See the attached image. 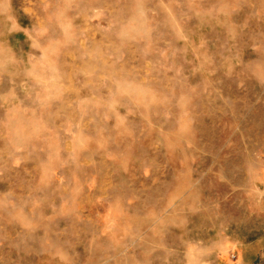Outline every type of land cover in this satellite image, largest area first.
Wrapping results in <instances>:
<instances>
[{"label": "rangeland", "instance_id": "374dc122", "mask_svg": "<svg viewBox=\"0 0 264 264\" xmlns=\"http://www.w3.org/2000/svg\"><path fill=\"white\" fill-rule=\"evenodd\" d=\"M0 264H264V0H0Z\"/></svg>", "mask_w": 264, "mask_h": 264}]
</instances>
